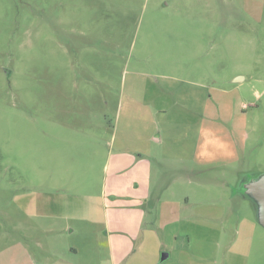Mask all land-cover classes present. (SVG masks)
Instances as JSON below:
<instances>
[{"label":"rangeland","instance_id":"374dc122","mask_svg":"<svg viewBox=\"0 0 264 264\" xmlns=\"http://www.w3.org/2000/svg\"><path fill=\"white\" fill-rule=\"evenodd\" d=\"M62 106L163 137L129 264H264V0H0V264L43 254L45 199L104 201L97 144L46 138Z\"/></svg>","mask_w":264,"mask_h":264},{"label":"crops","instance_id":"0c3cea01","mask_svg":"<svg viewBox=\"0 0 264 264\" xmlns=\"http://www.w3.org/2000/svg\"><path fill=\"white\" fill-rule=\"evenodd\" d=\"M244 77L237 76L234 81ZM96 97V103H101V95L91 91ZM97 93L96 96L94 94ZM83 92L77 90L76 95L62 91L64 99L74 98L75 105H80ZM67 102V101H66ZM99 108V107H98ZM68 108L61 107V117L55 122L45 123L47 140L55 143L69 142L78 149L91 153V145L97 144L96 154L89 155L94 162L100 160L103 172L104 201L96 206L90 201L66 202L44 200V252L38 257L35 253L29 255L33 264H129L139 250L138 242L143 245L149 239L145 223L148 222L149 208L147 201L151 196L153 159L152 155L163 144V137L152 135L150 142L142 139L131 140L128 137L117 138V126L109 137L101 129L109 130L108 123L98 120L90 124L87 139L84 128L77 120L69 121L65 115ZM105 114V113H104ZM110 125V124H109ZM91 142V143H90ZM86 144V145H85ZM89 144V145H87ZM82 145V146H81ZM77 149V150H78ZM76 152V147H74ZM65 188L64 190H66ZM70 189L74 191L73 188ZM63 190V191H64ZM88 196H85V198ZM78 198V197H76ZM37 204L32 210L36 209ZM172 208V207H170ZM33 216L36 213L32 212ZM164 215V212L161 213ZM169 222V219L167 223ZM38 240V239H36Z\"/></svg>","mask_w":264,"mask_h":264},{"label":"water","instance_id":"95a60500","mask_svg":"<svg viewBox=\"0 0 264 264\" xmlns=\"http://www.w3.org/2000/svg\"><path fill=\"white\" fill-rule=\"evenodd\" d=\"M168 253H165L164 255H163V259H165L166 257H168Z\"/></svg>","mask_w":264,"mask_h":264}]
</instances>
